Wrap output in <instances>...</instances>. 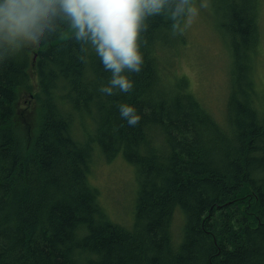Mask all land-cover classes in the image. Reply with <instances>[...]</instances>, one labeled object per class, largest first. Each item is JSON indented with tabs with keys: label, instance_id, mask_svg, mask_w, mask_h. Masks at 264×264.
<instances>
[{
	"label": "trees",
	"instance_id": "1",
	"mask_svg": "<svg viewBox=\"0 0 264 264\" xmlns=\"http://www.w3.org/2000/svg\"><path fill=\"white\" fill-rule=\"evenodd\" d=\"M217 1L238 84L221 116L185 81L165 84L160 53L179 35L163 16L149 20L129 93L99 92L111 73L68 27L0 63V264H264L259 0ZM121 104L137 109V126ZM117 156L139 184L124 223L90 181L97 158Z\"/></svg>",
	"mask_w": 264,
	"mask_h": 264
},
{
	"label": "clouds",
	"instance_id": "2",
	"mask_svg": "<svg viewBox=\"0 0 264 264\" xmlns=\"http://www.w3.org/2000/svg\"><path fill=\"white\" fill-rule=\"evenodd\" d=\"M208 7L207 0H0V63L34 48L58 34L72 30L76 41L87 52H95L111 76L99 88L106 96L129 93L133 81L128 73H139L143 34L149 20L163 16L172 22L174 36L183 35ZM120 117L129 127L140 123L137 109L119 105Z\"/></svg>",
	"mask_w": 264,
	"mask_h": 264
},
{
	"label": "rangeland",
	"instance_id": "3",
	"mask_svg": "<svg viewBox=\"0 0 264 264\" xmlns=\"http://www.w3.org/2000/svg\"><path fill=\"white\" fill-rule=\"evenodd\" d=\"M201 0H195L199 5ZM208 7L201 9L199 16L181 36L177 46L165 48L160 53L161 75L165 84L175 92L185 81L190 92L194 93L210 113L221 116L227 107L230 95L238 90L233 56L224 38L225 30L217 0H207ZM260 20L255 48V66L252 76L255 81L254 99L263 106L264 102V0H259ZM250 97H252L251 93ZM28 98H23L24 114L31 119ZM35 119L40 115L35 108ZM28 124V121L25 122ZM91 183L100 191V201L111 218L118 222L130 221L134 196L139 189L136 169L117 156L108 161L97 158L91 167ZM182 226L179 218L176 232Z\"/></svg>",
	"mask_w": 264,
	"mask_h": 264
},
{
	"label": "bare ground",
	"instance_id": "4",
	"mask_svg": "<svg viewBox=\"0 0 264 264\" xmlns=\"http://www.w3.org/2000/svg\"><path fill=\"white\" fill-rule=\"evenodd\" d=\"M64 39V38H63Z\"/></svg>",
	"mask_w": 264,
	"mask_h": 264
}]
</instances>
